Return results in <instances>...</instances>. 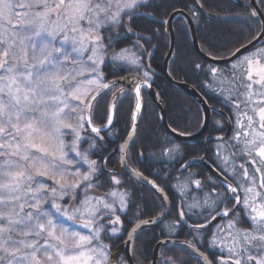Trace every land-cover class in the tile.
I'll return each mask as SVG.
<instances>
[{
  "label": "snow or ice",
  "instance_id": "6c2138e0",
  "mask_svg": "<svg viewBox=\"0 0 264 264\" xmlns=\"http://www.w3.org/2000/svg\"><path fill=\"white\" fill-rule=\"evenodd\" d=\"M138 4L139 0H0V264H110L104 239L122 233L118 213L127 208L130 193L119 172L98 165L89 151L103 139L94 120L106 116L102 127L111 125L117 108L114 93L110 106L97 115L105 103L102 97L117 83L108 80L106 61L113 64L109 75H117L116 68L127 70L123 64H140L129 49L113 47L114 30L124 26V15L134 16ZM256 15L252 11L247 19L254 23ZM210 71L215 77L225 70ZM229 72L234 91L224 100L235 109L236 127L230 141L217 138L213 161L225 180L219 185L213 181L214 188L221 189L215 197L205 193L203 202L193 197L189 203L191 185L196 190L205 187L194 178L198 174L190 173L179 188L182 210L177 222L199 234L221 218L226 224L217 225L209 241L221 253L217 264H264V48L237 59ZM148 79L149 72L144 71L135 85L137 111L140 86ZM128 91L121 88L119 94ZM89 138V148L82 151ZM178 151L176 146L165 147L162 154L171 158ZM237 159L242 160L239 167ZM132 175L142 178L134 170ZM232 200L235 203L228 207ZM237 206L249 218L250 230L237 227L241 222ZM161 208L163 216L167 213L163 202ZM193 216L197 219L189 225ZM135 230L129 232V240ZM194 241L180 250L191 249L189 255L198 264H212ZM160 247H167L166 242L160 241ZM167 264L186 261L168 257Z\"/></svg>",
  "mask_w": 264,
  "mask_h": 264
},
{
  "label": "trees",
  "instance_id": "16d2710c",
  "mask_svg": "<svg viewBox=\"0 0 264 264\" xmlns=\"http://www.w3.org/2000/svg\"><path fill=\"white\" fill-rule=\"evenodd\" d=\"M248 2L249 0H238V2L232 0H146L143 4L138 5L134 16L128 21V27L139 35V38L133 40L124 24L116 30L119 35L114 33L115 42L113 45L115 50L130 49V46L136 45L140 51L138 55L135 54V57L143 58L140 60L141 65L123 64L121 66L127 70L120 71V68H116L115 71L118 74L109 75V70L113 69V64L109 63L103 69L107 78L122 77L127 73L134 72L143 75L144 71H147V67L150 71L148 82L165 105L168 126L181 135L195 133L201 126L202 109L200 105L195 99L171 85L162 73L164 58L170 45L165 22L174 10L186 12L194 23L200 50L208 56L222 58L251 41L261 30V23L257 16L254 23L247 19L252 12ZM256 2L264 13V5L260 4V0H256ZM172 24L174 45L168 60L167 72L173 80L193 86L198 93L204 96L211 108V120L207 130L201 136L191 140L176 139L167 133L161 125L155 104L142 90L143 107L136 133L127 146L125 157L132 168L151 178L160 188L164 189L170 202V210L158 224L146 225L138 229L133 238L132 253L136 264H150L155 244L160 239L175 238L188 243L193 242L194 237L199 235L200 238L194 241L196 247L208 256L212 264H217L221 253L216 247L210 246L209 241L212 234L217 231V225L226 224V221L217 218L213 221L212 226H208L199 234L193 233L183 221L177 222L182 210V197L179 188L190 173H196L198 175L194 178L199 179L205 187L202 190H196L195 185H191L187 193L189 203L192 202L193 197H197L203 202L205 193H210L215 197L216 192L221 191L213 186V181L215 185H219L225 180V176L213 162L216 153L215 146L218 137L230 141L236 127L235 109L231 104L225 102L224 97L234 91L229 69L240 57L226 64L207 62L194 50L185 18L178 14L173 18ZM260 48H264V40L258 42L250 50ZM146 60L148 66L144 62ZM197 65H201V67L197 68ZM213 67L225 71L214 77L210 71ZM137 68H139L138 71ZM115 88L116 86L113 89L115 90ZM113 89L108 92L107 96L102 97L105 103L99 105L98 116L108 108L110 97L114 93ZM233 99L236 97L233 96ZM133 102L134 98L129 92L118 94L115 101L117 108L108 132L112 137H106L105 141H109L110 145L117 149L131 128ZM106 119L105 116L102 119L94 120L93 123L103 125ZM217 121L220 123L218 124ZM172 146L178 147L179 151L174 153L171 158L162 154L163 148ZM100 149L98 143L94 154L100 153ZM228 151H225V155L228 154ZM115 158L119 161V152L116 153ZM241 162V159H237L236 166L239 167ZM189 164L191 167L188 166ZM207 166L222 178L215 176ZM120 177L125 181L124 189L130 193L128 206L121 216L124 223H128L125 229L140 219L154 217L164 210L161 208V203L163 202L164 205L165 203L156 190L134 179L126 171H122ZM101 191H105V189H101ZM239 195L243 197L244 193L240 192ZM234 203L235 201L232 200L227 206L231 207ZM184 210L187 211V209ZM193 211L199 213L201 210L194 209ZM237 211L240 212L241 221L237 227L250 230V220L244 215L242 207L237 206ZM196 219L197 217L193 216L188 224L194 223ZM180 249L173 244H167V247L164 248L159 247L156 264H167L168 257L183 259L186 264H198L192 255ZM110 264H126L123 253L117 254Z\"/></svg>",
  "mask_w": 264,
  "mask_h": 264
},
{
  "label": "water",
  "instance_id": "95a60500",
  "mask_svg": "<svg viewBox=\"0 0 264 264\" xmlns=\"http://www.w3.org/2000/svg\"><path fill=\"white\" fill-rule=\"evenodd\" d=\"M234 2H238V0H232ZM248 6L252 9V11H256L257 13V18L259 19L260 23H261V27L262 25H264V14L262 13L261 9L259 8V6L257 5V2L256 0H249L248 2ZM177 14H181L185 20H186V23L188 25V29L190 31V35H191V42H192V45H193V48L194 50L207 62H210V63H213V64H226V63H229L231 61H233L234 59H236L238 56H240L241 54H243L244 52L248 51L249 49H251L253 46H255L258 42L262 41L263 38H260V32L259 34L253 38L251 41H249L248 43H246L245 45H242L241 47L237 48V49H240L239 52H237V49L235 51H233L232 53H236L235 56H232L231 54L225 56V57H222V58H214V57H211V56H208L206 54H204L201 50H200V47L198 45V42H197V37H196V33H195V28H194V23L191 19V17L184 11L182 10H174L168 17L167 21H166V27H167V31L169 33V36H170V45H169V50L168 52L166 53L165 55V58H164V63H163V67H162V73L163 75L165 76L166 80L173 86L179 88L183 93H185L186 95L192 97L193 99H195V101L200 105L201 109H202V112H203V122H202V125L200 126V128L193 134L191 135H181V134H178L176 133L175 131H173L167 124V121H166V113H165V105L164 103L162 102V100L159 99L158 97V94L156 93L155 89L152 87V85L147 81L146 84H141L140 86V89L142 90V88H145L146 91H147V94L149 95V97L151 98V100L154 102L157 110H158V114H159V119H160V122H161V125L164 127V129L167 131V133H169L170 135H172L174 138L176 139H179V140H191V139H194L198 136H201L208 128L209 124H210V120H211V108L210 106L207 104L205 98L203 95H201L200 93L197 92V90L189 85V84H186V83H183V82H177L175 80H173L168 72H167V65H168V60L172 54V51H173V45H174V33H173V29H172V20L173 18L177 15ZM129 20V17L127 19V21ZM126 21V22H127ZM125 26L127 27V23L125 24ZM128 28V27H127ZM129 29V28H128ZM261 31V30H260ZM130 33H132V31H129ZM138 78L140 77H136L135 81H128L129 78L127 76H125L123 79H120V78H109L108 80H115L117 81L116 84H120L122 88L124 89H128L129 93L132 94V96L134 97V103H133V107H132V113H131V118H132V124H131V128L129 129L122 145L125 146V151L122 153L121 152V148L119 150V159H120V164L122 166V168L131 176L133 177L134 179L146 184L147 186L153 188L154 190L157 191L156 188H154L152 186L151 183H148V181H151L153 183H155L151 178L145 176L144 174H142V178L141 177H138V176H135V175H132V172L133 170L136 171V172H139L137 170H135L134 168H132L128 162L126 161V157H125V153H126V149H127V146L128 144L130 143V141L132 140V138L134 137L135 133H136V129H137V126H138V121H139V117H140V112L142 110V107H143V102H142V97H141V90H140V103H141V108L139 111L136 110L135 108V105H136V91H135V85L137 84L138 82ZM150 85V87L148 86ZM119 92V89L116 90L114 93L118 94ZM113 93V94H114ZM113 94L111 95L110 97V100H109V105L108 107L110 106V104L113 102ZM116 101V100H115ZM135 113V120H133V114ZM107 123V119H106V122L104 124ZM103 124V125H104ZM135 125V128L133 127ZM96 126V125H95ZM111 125L107 126V127H102L101 126H97V127H100L101 128V131H105L107 130ZM121 145V146H122ZM122 156L125 157V159H122ZM208 169H210V171H212L214 173L215 176H218V177H221L217 172H215L214 170H212L211 167L207 166ZM140 173V172H139ZM222 178V177H221ZM156 184V183H155ZM157 185V184H156ZM158 186V185H157ZM159 187V186H158ZM160 188V187H159ZM158 192V191H157ZM159 193V192H158ZM159 195L162 197L164 203H165V206L167 208V213L163 216H161V213L154 216V217H150V218H145V219H140L138 221H136L127 231V234H126V237H125V244L123 246V252H124V257H125V260L127 262V264H136V262L134 261L133 259V256H132V239L129 240V232H132L133 228L135 227V232L133 233V236L135 235L136 231L145 226V225H156L158 224L169 212L170 210V202H169V199L167 197V200H164V196L166 195L165 192L163 194L159 193ZM164 211V210H163ZM157 217H160L159 219H157ZM146 220H152L154 221L153 223H149V224H143L141 223V221H146ZM213 222V221H212ZM212 224V223H211ZM210 224V225H211ZM137 225H139L138 227H136ZM208 225V226H210ZM165 241L166 244H173L177 247H186L187 243L185 242H181L179 241L178 239H175V238H162L160 239L156 244H155V247H154V250H153V256H152V261L150 264H156L157 263V256H158V249L160 247V241ZM127 241V242H126ZM187 253H190L191 252V249H188L186 251ZM200 253H203L205 256H207L204 252L200 251ZM208 257V256H207ZM209 259V258H208ZM210 260V259H209ZM211 261V260H210Z\"/></svg>",
  "mask_w": 264,
  "mask_h": 264
},
{
  "label": "flooded vegetation",
  "instance_id": "af4514ba",
  "mask_svg": "<svg viewBox=\"0 0 264 264\" xmlns=\"http://www.w3.org/2000/svg\"><path fill=\"white\" fill-rule=\"evenodd\" d=\"M262 13H263V11H262ZM127 17L128 16L125 15V17L123 18V22H124V24L127 23V27H128V21L129 20L127 21V19H128ZM127 27H126V29H127L128 33H129V35L132 36V39L133 40L138 39L139 38V35H137L132 30H131L132 33H130L129 30H128L129 27L128 28ZM114 33H116V32H114ZM263 40H264V38H263ZM119 50L120 49H117V51H119ZM148 57H149V54H148ZM144 62L147 63V60L144 61ZM117 89H119V90L121 89V85L120 84L116 85L115 90H117ZM97 126H100V125H97ZM108 132H109V128L107 130H105V131L100 132V136L103 137V139L102 140L97 139L96 140L95 147L99 143V146L101 148L100 149L101 151H100V153L97 152L96 154H94V151L93 152L92 151L89 152V158L92 159V160H96L98 165H102V166L103 165H106L107 169H111V170H114V171H118L119 174H121L122 171H125V170L122 168V166L120 164V159H119V161H117V159L115 158L116 153L119 152V151H118V149L115 146H111L109 141L108 142L105 141L106 137H108V138L110 136L112 137V135L108 134ZM92 135L94 136L95 134H92ZM87 144H88V142H83L82 145H86L87 146ZM49 183H51V181H49ZM101 192H103V191H101ZM124 213L125 212H121L120 214L118 213L120 215V218H121V224L120 225H117V227L118 228H122V233H117L116 236L113 237L110 240L104 239V243L107 244V245H109V251H110V257H109V259H110V262L113 261V259L116 257L117 254L123 253V255H124V252H123V249H122L123 247L117 246V245H118V243L120 242V240L123 237H124V241H125V237H126V234H127L128 229L134 224L133 223L130 227H128L127 229H125L127 227L126 224H128V223L127 222L124 223L123 218L121 217V216H123ZM78 230H79V227H78ZM80 230H82V229H80ZM133 238H134V236H133ZM115 244H117L116 247H115ZM125 263L127 264L126 260H125Z\"/></svg>",
  "mask_w": 264,
  "mask_h": 264
},
{
  "label": "rangeland",
  "instance_id": "374dc122",
  "mask_svg": "<svg viewBox=\"0 0 264 264\" xmlns=\"http://www.w3.org/2000/svg\"><path fill=\"white\" fill-rule=\"evenodd\" d=\"M16 2L17 3H23L24 2V0H16ZM144 2H146V0H139V4L138 5H141V4H143ZM17 10H19V9H17ZM178 15V14H177ZM167 21V20H166ZM19 23V20H18V18L16 17V14H15V12L12 14V24L13 25H16V24H18ZM166 23V22H165ZM0 26H2V25H0ZM172 29H173V24H172ZM116 30H117V28L114 30V32H116ZM173 33H174V30H173ZM107 34H109V33H104V35H107ZM114 34V33H113ZM170 37V36H169ZM69 48H70V45H69ZM131 49V50H130ZM130 54H132V53H134V54H136L137 53V55H138V53H139V51H140V49L135 45V46H130ZM236 50V49H235ZM234 50V51H235ZM109 51H111V49L109 50ZM256 51H257V49H254V50H248V51H246V52H244L243 54H241L240 56H238L237 58H241V57H244V56H247V55H249L250 53H256ZM137 58V57H136ZM236 58V59H237ZM143 58L141 57L140 59L138 58V60L140 61V60H142ZM236 59H234V60H236ZM233 60V61H234ZM106 63H107V65L109 64V63H112L110 60H107L106 61ZM142 63V62H141ZM146 64V63H145ZM141 65V64H140ZM147 65V64H146ZM148 66V65H147ZM68 67L69 68H71V67H73V65L71 64V63H69V65H68ZM146 69H147V71L150 73V71H149V69L146 67ZM125 76H127L128 78H129V80L128 81H135V79H136V77L138 76V77H143V75H140V74H138V73H136V72H134V73H130V74H125V75H123L122 77H116V78H120V79H123ZM109 79V78H108ZM148 81V80H147ZM116 85H118V84H116ZM122 88V87H121ZM118 90V89H117ZM142 90H144V92L146 93V95H147V97L151 100V98L149 97V95L147 94V91H146V89L145 88H142ZM141 90V91H142ZM113 92H115V90L113 89ZM120 93V90H119V92H118V94ZM118 94H117V96H118ZM132 95V94H131ZM141 97H142V92H141ZM134 98V97H133ZM152 101V100H151ZM142 102H143V100H142ZM153 102V101H152ZM134 103V102H133ZM154 103V102H153ZM158 111V110H157ZM131 113H132V110H131ZM202 122H203V112H202V120H201V125H202ZM95 125V124H94ZM97 126V125H96ZM101 126V125H100ZM67 139L69 140V141H71V137L69 136V137H67ZM84 142H88V144H87V146L86 145H82V147H81V150L83 151L84 149H87V148H89V144L92 142L91 141V138H89V139H86ZM121 145H122V143H120L119 144V148H118V151L120 150V148H121ZM95 150V147H93V148H91V150L89 151V152H93ZM126 154V153H125ZM86 165H85V169H86ZM126 209V208H125ZM125 211V210H124ZM123 211V212H124ZM121 213V212H120ZM119 213V214H120ZM106 223H107V221H106ZM214 222H212V224H213ZM212 224H211V226H212ZM77 226V229H78V227H79V225L77 224L76 225ZM146 226V225H145ZM80 230V229H79ZM82 231H84L85 233H87V230H82ZM14 238H16V239H19V237L18 236H15ZM108 240H110V239H108ZM42 242V241H41ZM125 241H124V237L120 240V242L118 243V245L117 244H115V247H116V245L117 246H121V247H123V245L125 244L124 243ZM182 242V241H181ZM132 248H133V238H132ZM218 250H219V248L218 247H216ZM111 250V249H110ZM132 256H133V259H134V255H133V253H132ZM124 259H125V257H124Z\"/></svg>",
  "mask_w": 264,
  "mask_h": 264
}]
</instances>
